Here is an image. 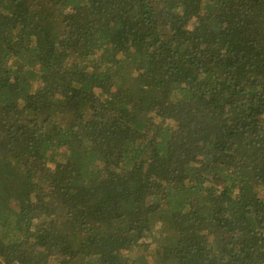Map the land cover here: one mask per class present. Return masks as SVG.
Segmentation results:
<instances>
[{
    "label": "trees",
    "instance_id": "trees-1",
    "mask_svg": "<svg viewBox=\"0 0 264 264\" xmlns=\"http://www.w3.org/2000/svg\"><path fill=\"white\" fill-rule=\"evenodd\" d=\"M0 264H264V0H0Z\"/></svg>",
    "mask_w": 264,
    "mask_h": 264
}]
</instances>
